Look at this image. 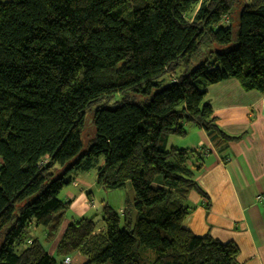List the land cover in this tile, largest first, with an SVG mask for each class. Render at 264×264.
<instances>
[{
    "label": "trees",
    "instance_id": "16d2710c",
    "mask_svg": "<svg viewBox=\"0 0 264 264\" xmlns=\"http://www.w3.org/2000/svg\"><path fill=\"white\" fill-rule=\"evenodd\" d=\"M230 78L264 95V0L0 1V264H237L234 242L185 227L204 151L168 146L190 123L219 149L243 136L206 99ZM92 170L133 192L71 220L51 255L33 233L55 241L61 193Z\"/></svg>",
    "mask_w": 264,
    "mask_h": 264
},
{
    "label": "crops",
    "instance_id": "0c3cea01",
    "mask_svg": "<svg viewBox=\"0 0 264 264\" xmlns=\"http://www.w3.org/2000/svg\"><path fill=\"white\" fill-rule=\"evenodd\" d=\"M206 99L221 129L231 136H243L219 149L202 127L190 123L185 126L186 135L170 137L169 147L205 153L204 166L196 175L205 194L191 192L187 197L190 214L185 227L197 235L210 233L221 241L234 242L240 250L237 264H264V95L246 91L237 79L230 78L210 85ZM92 171L74 173L72 183L63 190L62 198L71 201V212L50 246L51 255L71 220L86 216L94 207L91 188L98 185L97 172L88 181ZM69 257L71 264L88 261L79 252Z\"/></svg>",
    "mask_w": 264,
    "mask_h": 264
},
{
    "label": "rangeland",
    "instance_id": "374dc122",
    "mask_svg": "<svg viewBox=\"0 0 264 264\" xmlns=\"http://www.w3.org/2000/svg\"><path fill=\"white\" fill-rule=\"evenodd\" d=\"M0 1H6V0H0ZM115 101H119L118 98H115L112 102L111 105L115 104ZM96 109V106L93 107V110ZM93 114L94 111H88L85 116V128L82 134V140H83V147L84 149L88 148L89 145V140L92 138V131H93ZM94 176H96V171H92V177L88 178V181L93 180ZM67 187V186H66ZM65 187V188H66ZM98 186H94L91 188V192L93 194L92 200L94 201V207H91L89 211L85 214L86 217L93 218L94 220H102L103 217V203L107 202L111 206L115 208L118 212L121 211V206L124 204L125 197L128 194H131L133 190L130 187H126L124 189H110V190H100L97 188ZM131 192V193H130ZM63 193H61V197H63ZM90 195V194H88ZM71 209L68 210L66 217L70 214ZM34 236L37 237L44 245L46 250H50V246L52 243H48L45 241V231L42 227L36 229L34 231ZM59 260H62V258H58Z\"/></svg>",
    "mask_w": 264,
    "mask_h": 264
},
{
    "label": "built area",
    "instance_id": "2783aa9c",
    "mask_svg": "<svg viewBox=\"0 0 264 264\" xmlns=\"http://www.w3.org/2000/svg\"><path fill=\"white\" fill-rule=\"evenodd\" d=\"M259 198H262V196H259ZM59 264H71V259L70 257L64 258Z\"/></svg>",
    "mask_w": 264,
    "mask_h": 264
}]
</instances>
